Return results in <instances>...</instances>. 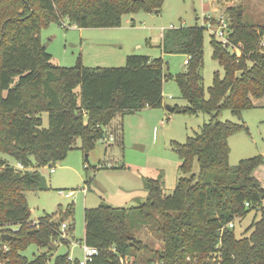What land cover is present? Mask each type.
I'll list each match as a JSON object with an SVG mask.
<instances>
[{"label":"trees","instance_id":"trees-1","mask_svg":"<svg viewBox=\"0 0 264 264\" xmlns=\"http://www.w3.org/2000/svg\"><path fill=\"white\" fill-rule=\"evenodd\" d=\"M164 0H0V261L3 264H48V252L29 258L31 245L49 248L61 236L55 214L31 220L27 191L47 190L39 168L62 161L81 139L89 153L113 127V120L145 107L163 105L164 79H174L186 106L174 112L208 113L209 122L183 143L173 141L181 164L175 190L167 193L163 177L144 178L147 200L137 206L115 207L101 202L85 209V243L99 254L89 264H264V185L255 170L262 155L230 164L229 138L248 132L244 123L218 120L223 110L234 115L264 100V24L245 22L240 9L230 8L229 39L241 55L211 39L213 58L225 74H214L204 87V26L172 28L164 35V53L189 56L186 70L165 75L164 60L129 54L124 66L89 67L52 62L41 30L64 20L80 28L119 27L125 14L143 8L159 12ZM48 113V127L42 114ZM115 131V130H113ZM112 133V131H111ZM9 156L15 164L10 163ZM88 156V154H87ZM195 160L200 171L193 172ZM260 211L246 235L238 237L230 223ZM59 219L73 215V208ZM151 227L163 248L150 249L135 231ZM15 227V229H14ZM135 230V229H134ZM3 234L11 235L3 240ZM66 243V242H65ZM7 246V248H6ZM115 250V251H114ZM149 256L139 255L140 251ZM69 253L53 264H70ZM75 264H78L77 261Z\"/></svg>","mask_w":264,"mask_h":264},{"label":"rangeland","instance_id":"rangeland-1","mask_svg":"<svg viewBox=\"0 0 264 264\" xmlns=\"http://www.w3.org/2000/svg\"><path fill=\"white\" fill-rule=\"evenodd\" d=\"M231 7L240 9L245 22L264 24V0H164L159 12L150 13L141 8L136 13L125 14L121 26L117 28H80L67 20L62 25L51 22L42 28L41 39L56 65L70 67L80 59L89 67L124 66L127 55L143 54L162 58L167 76L185 71L189 56L164 53V35L172 28L204 26L202 74L208 97L207 90L213 84L214 74H225L223 66L213 58L211 39L221 41L216 33L218 21L222 15L229 21L232 19L229 18ZM226 47L230 52L241 55L238 46L232 44ZM254 102L255 107L244 110L241 116L226 109L218 118L220 121L244 123L249 130L229 138L232 166L244 158L256 155L264 158V100L256 99ZM167 105H188L179 85L171 78L164 79L161 107H145L117 116L113 120V127H108L106 142L98 140L94 148L86 153L81 148V139H77L76 147L68 152L65 159L39 168L48 189L25 193L32 211L31 220L37 222L47 214H55L54 220L67 222L69 226L66 229V243L58 238L53 242L52 250L31 245L25 251L29 258L44 252L51 256L50 264L58 254L69 253L70 256L83 258L82 248L77 244L85 243V209L96 207L101 202L115 207H131L145 202L148 191L144 187V178L161 175L167 193L175 190L181 175V160L172 142L183 143L189 136L196 135L212 116L208 113L189 115L170 112ZM42 117L44 126L48 127V113L44 112ZM111 134L113 141L109 139ZM6 157L15 164L13 158ZM199 171V162L195 160L193 172ZM255 175L264 184V163L255 170ZM69 192L74 194L67 196ZM72 208L71 217L59 219L60 215H65ZM259 217L260 211L252 209L245 217L234 220L236 235H246L249 226ZM132 230L150 249L163 248L162 238L148 225L138 230L133 227ZM141 254L149 256L150 252L143 250L139 252Z\"/></svg>","mask_w":264,"mask_h":264},{"label":"built area","instance_id":"built-area-1","mask_svg":"<svg viewBox=\"0 0 264 264\" xmlns=\"http://www.w3.org/2000/svg\"><path fill=\"white\" fill-rule=\"evenodd\" d=\"M218 23H219L218 29L216 30V33H217L218 37L221 39V42L224 45L226 44V46L232 45V43L229 39L230 21L227 20V18L222 15L220 17ZM187 62H188V60H186V63ZM106 130H107V128H106ZM107 134H108V131H107ZM107 134L104 137L100 138L99 140H101L102 142H106L107 141V137H106ZM109 139L111 141H113L114 136L111 134ZM73 194H74L73 192H69L66 195L69 196V195H73ZM37 222L34 221V223H37ZM68 226L69 225L67 222L62 223V225H61V236H62V238L67 239L66 229L68 228ZM229 226L234 227V222H231ZM77 246L82 248L84 257L83 258H77V257L70 256V254H68L67 259L70 261V264H75L76 261L78 264H89V263L93 262L95 257L99 254V250L96 247L87 245L86 243H84V244L79 243V244H77ZM6 248H7V246H6ZM119 260H120L121 264H133L134 258H129L128 256L120 255ZM49 261H48V264H50ZM3 263L4 262L0 261V264H3Z\"/></svg>","mask_w":264,"mask_h":264},{"label":"water","instance_id":"water-1","mask_svg":"<svg viewBox=\"0 0 264 264\" xmlns=\"http://www.w3.org/2000/svg\"><path fill=\"white\" fill-rule=\"evenodd\" d=\"M239 14H241V11L239 12ZM166 108L170 112H174L175 111V108L173 106L167 105ZM2 238H3V240H9L11 238V235H9V234H3Z\"/></svg>","mask_w":264,"mask_h":264},{"label":"crops","instance_id":"crops-1","mask_svg":"<svg viewBox=\"0 0 264 264\" xmlns=\"http://www.w3.org/2000/svg\"><path fill=\"white\" fill-rule=\"evenodd\" d=\"M131 21H129L130 23ZM109 28H117V27H109ZM153 58V57H152ZM110 128V127H109ZM107 130H108V127H107ZM263 184V183H262ZM264 185V184H263ZM109 204V203H108ZM263 205H264V200H263Z\"/></svg>","mask_w":264,"mask_h":264}]
</instances>
